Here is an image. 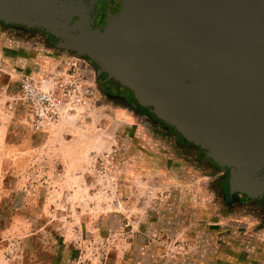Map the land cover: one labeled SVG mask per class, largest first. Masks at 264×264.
<instances>
[{
    "label": "rangeland",
    "instance_id": "1",
    "mask_svg": "<svg viewBox=\"0 0 264 264\" xmlns=\"http://www.w3.org/2000/svg\"><path fill=\"white\" fill-rule=\"evenodd\" d=\"M58 41L0 25V264H264L262 205ZM24 75L58 87L40 130Z\"/></svg>",
    "mask_w": 264,
    "mask_h": 264
},
{
    "label": "water",
    "instance_id": "2",
    "mask_svg": "<svg viewBox=\"0 0 264 264\" xmlns=\"http://www.w3.org/2000/svg\"><path fill=\"white\" fill-rule=\"evenodd\" d=\"M116 1L122 9L102 29L92 26L94 0H0V19L43 27L96 62L231 167V194L264 193V0Z\"/></svg>",
    "mask_w": 264,
    "mask_h": 264
},
{
    "label": "flooded vegetation",
    "instance_id": "3",
    "mask_svg": "<svg viewBox=\"0 0 264 264\" xmlns=\"http://www.w3.org/2000/svg\"><path fill=\"white\" fill-rule=\"evenodd\" d=\"M92 12H91V20H92V26L95 29H102L105 27L107 20L109 18V15H117L120 13L121 9H122V4L119 3L116 0H94L93 5H92ZM0 25L2 27H6L9 28L11 31H14V33H16L17 35H28V36H32L33 38L37 39V40H51V41H58L60 40L59 38L55 37L53 34H51L50 32H48L45 28L43 27H39V26H32V25H27V24H20V23H16V22H10L9 24H7V22H5L4 20L0 19ZM114 84V83H113ZM124 89V88H123ZM125 90L127 91V98L131 97V92L125 88ZM149 116L151 117V119L154 121V123H156V125L164 128L165 130L168 129L167 126L159 120L155 119V116L152 113H149ZM172 128H169V130ZM182 138V137H181ZM183 146L185 149H187L188 151H192L193 153L196 154H201L203 151L201 150L200 147L194 145L193 143L187 142V141H183ZM204 157L206 158V163L205 165L213 167L214 169H221V171H228L225 172L224 174H231V167H219L217 166L212 160H210L206 154L204 155ZM262 173H264V171H262ZM259 189H262V186L260 185L258 187ZM258 193V192H257ZM255 198L251 201L253 202V204H257V205H262L263 209L262 211L264 212V193H258L255 194ZM262 196V197H261ZM243 198H246V195L242 196Z\"/></svg>",
    "mask_w": 264,
    "mask_h": 264
},
{
    "label": "built area",
    "instance_id": "4",
    "mask_svg": "<svg viewBox=\"0 0 264 264\" xmlns=\"http://www.w3.org/2000/svg\"><path fill=\"white\" fill-rule=\"evenodd\" d=\"M21 100L29 110L31 127L40 130L60 115L62 101L56 94L58 87L50 80H36L33 75L21 79Z\"/></svg>",
    "mask_w": 264,
    "mask_h": 264
}]
</instances>
